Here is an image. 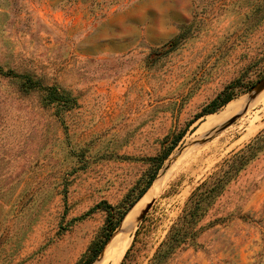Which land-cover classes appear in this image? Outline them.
I'll list each match as a JSON object with an SVG mask.
<instances>
[{"label":"rangeland","instance_id":"obj_1","mask_svg":"<svg viewBox=\"0 0 264 264\" xmlns=\"http://www.w3.org/2000/svg\"><path fill=\"white\" fill-rule=\"evenodd\" d=\"M142 1L0 0V264H93L124 210L118 264H264V0H179L156 45Z\"/></svg>","mask_w":264,"mask_h":264},{"label":"bare ground","instance_id":"obj_2","mask_svg":"<svg viewBox=\"0 0 264 264\" xmlns=\"http://www.w3.org/2000/svg\"><path fill=\"white\" fill-rule=\"evenodd\" d=\"M249 95L252 96L253 93H250ZM238 103H239V99L238 100L235 99L233 101H230L225 106L223 111L220 112V114H211V115L208 114L209 116L207 117L206 124L214 122L220 119L221 117L225 116L226 114L230 113L232 109L238 106ZM174 171H175V165L173 163H170L165 169L164 173L156 177L154 184L162 186L163 184L168 182L170 177L173 175L172 173ZM158 192H159L158 187L151 184V186L147 189V191L141 196L140 213L154 198L157 197ZM135 215L128 213L123 218L122 222L120 223V226L114 232L113 236L110 238V240L107 242L104 249L102 250L100 256L98 257V259H96V261L93 264H118L120 258L122 257V255L124 254L126 248L130 243L131 232L134 228V224L136 220Z\"/></svg>","mask_w":264,"mask_h":264},{"label":"crops","instance_id":"obj_3","mask_svg":"<svg viewBox=\"0 0 264 264\" xmlns=\"http://www.w3.org/2000/svg\"><path fill=\"white\" fill-rule=\"evenodd\" d=\"M145 8L143 5L140 4L139 7L142 8L144 11L151 9L154 13V16L148 23L142 18L137 20L136 18L132 19L130 23L132 26H137L142 31L143 38L147 40L150 44L156 45L162 41H167L170 38V35H174L178 31V25L174 21L177 20H170L168 17V12L170 10H180L183 11L186 7V4H182L181 1L175 0H144ZM143 12H141V15ZM172 23V25H170ZM153 29V30H152ZM171 36V37H172ZM142 39V37H140ZM127 39V38H126Z\"/></svg>","mask_w":264,"mask_h":264},{"label":"trees","instance_id":"obj_4","mask_svg":"<svg viewBox=\"0 0 264 264\" xmlns=\"http://www.w3.org/2000/svg\"><path fill=\"white\" fill-rule=\"evenodd\" d=\"M0 72L3 73V74H10V73H12V70H9L7 72H5L3 70H0ZM26 82L29 83L28 85L25 84L26 85V89H25L26 91H28V90H30V88H34L36 86V84H34L32 82V79L30 77H27ZM48 90H49V99H50V101L62 100L64 98V95L62 93L58 92L55 88L51 87V88H48ZM231 99H232V96L231 95L226 96L225 98H223V101H222V104L221 105L227 103ZM215 109L216 108L214 107V108L208 110L207 112H213V111H215ZM174 143H176V142H174ZM168 152H166L165 155H167ZM154 174L148 180L146 186L139 192V194L137 195V198H140L146 192V189L151 185L152 180L154 178L153 176H155ZM207 184H208V182L207 181H204V192L203 191L202 192H198L196 190V192L194 193V196L196 194L195 197H192V201L194 200V204L191 203L192 205L190 204V206L186 207V209L184 211V214L182 215V219H180V226L177 227V228H176V226H172V229L170 230V235H169V238H168V241L169 242H171L173 239H177V237H179L178 235H179V232H181V228L186 225V223L188 222V219L191 216H194L196 206L203 200V194H204V200L207 199L211 195V192H212L213 188L207 187ZM217 185H218V181L215 180L214 181V187H216ZM125 213H126V210H124L123 212H121L119 218L117 219V221L115 222V224L111 228V232L119 225V223L121 222L122 218H124V214ZM109 236H110V233L108 235H106L105 241L100 245V247H98L95 250V253H94V255H93L92 258H95L98 255V253H100V251L103 248V245L105 244L106 240H108ZM87 263H88V261L86 262V264Z\"/></svg>","mask_w":264,"mask_h":264},{"label":"water","instance_id":"obj_5","mask_svg":"<svg viewBox=\"0 0 264 264\" xmlns=\"http://www.w3.org/2000/svg\"><path fill=\"white\" fill-rule=\"evenodd\" d=\"M263 89H264V78L261 79V80H260V81L254 86V88L249 92V94H250V93H253V96H252V97H254V95L258 94V93H259L260 91H262ZM156 177H157V176H156ZM156 177H155V178H156ZM154 180H155V179H154ZM154 180H153V181H154ZM151 184H152V183H151ZM150 186H151V185H150ZM150 186H149V187H150ZM149 187H148V188H149ZM146 191H147V190H146ZM153 201H154V199H153V200H152V201H151V202H150V203H149V204H148V205L142 210V212L139 214V218H138V220H139V219H142V218L144 217L145 213H146V212L149 210V208L151 207ZM122 220H123V219H122ZM121 222H122V221H121ZM121 222H120V223H121ZM119 226H120V224H119ZM119 226H118V227H119ZM118 227H117V228H118ZM112 235H113V234H112ZM112 235H111V236H112ZM110 238H111V237H110ZM110 238H109V239H110ZM108 241H109V240H108ZM108 241H107V242H108ZM105 245H106V244H105ZM104 247H105V246H104ZM104 247H103V249H104ZM103 249H102V250H103ZM102 250H101V252H102ZM101 252H100V254H101ZM100 254L98 255V257L100 256ZM98 257H97V259H98Z\"/></svg>","mask_w":264,"mask_h":264}]
</instances>
